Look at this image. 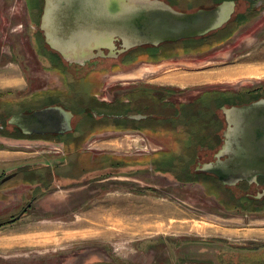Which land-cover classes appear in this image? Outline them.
Wrapping results in <instances>:
<instances>
[{"label": "rangeland", "instance_id": "1", "mask_svg": "<svg viewBox=\"0 0 264 264\" xmlns=\"http://www.w3.org/2000/svg\"><path fill=\"white\" fill-rule=\"evenodd\" d=\"M160 1L176 2L177 8H196L207 7L214 0ZM40 7V0H0V125L5 122L0 134V179L17 170L0 184V264H204L215 259L218 250L225 249L229 255V251L241 249L240 255L251 258L264 254V250H249L264 247V217L219 215L202 189L206 185L216 192L217 185L189 173L193 161H179L211 158L216 152V134L211 130L218 124L214 116L219 117L216 105L220 101L235 97L234 92L264 89V6L250 17L240 16L238 23L232 20L229 25L235 28L230 31L212 32L204 39L183 38L157 48H137L119 54L116 63L104 54L91 64L81 59L84 64L79 70H68L72 68L64 56L58 54V58L47 48L37 25ZM14 78H21V83L10 84ZM74 78H80L81 87L92 82L93 88H101L110 97L125 94L129 85L145 83L187 86L193 90L189 95L204 90L209 93L204 102L208 112L199 118L196 114L201 108L193 105V117L186 127H177L178 133L154 116L146 125L151 133H107L112 120L106 119L93 124L88 133L69 134L66 157H89L90 149L82 147L90 143L96 152L93 157L150 158L157 160L152 162L158 170L157 174L139 171L134 175L140 182L124 178L95 199L82 195L71 200L72 187L80 189L83 181L64 186L57 179L52 184L51 168L42 165L57 154L48 142L20 134L10 119L19 110L29 113L28 109L45 107L47 102L74 109L77 102H87L81 91L73 96L66 92L65 80ZM141 98L135 96V103L142 105ZM148 104L157 105L154 101ZM117 108L124 110L120 102ZM206 138L210 148L198 149ZM70 142L73 146L80 143L84 153L79 156ZM155 145L161 148H150ZM1 161L7 169H1ZM67 170L76 175L75 170ZM62 171L56 168L59 175H69ZM223 194L227 207L235 204L230 195ZM32 197L34 201H30ZM28 202L32 211L9 220Z\"/></svg>", "mask_w": 264, "mask_h": 264}, {"label": "flooded vegetation", "instance_id": "2", "mask_svg": "<svg viewBox=\"0 0 264 264\" xmlns=\"http://www.w3.org/2000/svg\"><path fill=\"white\" fill-rule=\"evenodd\" d=\"M40 1L41 7L39 8V16L37 15L38 29L41 30V34L48 44L47 48L56 56L58 54L64 56V58H62L66 60L67 66L72 68L68 70L81 69L82 64H84L79 61L81 59L86 60V62L91 61V64L93 61L97 60L99 55L104 54L105 58L109 57L111 60L113 59V63H116L119 54L122 56L137 48L151 49L173 42L165 41L156 44V46L151 43L133 44L134 40H132V34L120 28L117 18H122L126 16V14H130L134 11L149 13L157 12L159 9L166 10L169 8L175 12L189 14L200 8L209 9L221 2L233 1L234 10L231 17L219 28L203 35L201 38L204 39L206 35L210 36L212 32L218 33L225 29L232 20L241 21V19H239L240 16L248 15L250 17L252 12L264 6V0H245L246 2L244 3H241L240 0H214L207 7L198 5L196 8L189 6L177 8L175 7L176 2L172 3L170 1L168 3L160 0H84L83 4L87 13H84V18H81L80 21V17L72 16V7L74 5L76 7L78 4L76 0L73 1L74 3L71 2L72 4L68 6V13L63 14H61V12L65 9V0ZM67 3H69V0H67ZM69 12L72 13L69 14ZM233 15L237 20L233 18ZM78 19L79 21L74 24ZM84 19H86L85 22L83 21ZM246 20L247 18L244 19V21ZM118 28L122 29V31H119ZM226 31H230V29H226ZM196 51H202V49H197ZM80 81V78L65 80V90L69 92V94H72V96L80 91L83 92L84 95L88 97L87 102H77V108L74 109L69 106L64 107V105L57 101H52L47 102L49 105L45 107L40 106L34 109L39 110L46 107H56L63 110L64 113L62 115H55L46 120V123L50 125L49 127L53 129L52 132L25 133L23 128L14 124L20 134L27 135L26 138L48 142L53 149L52 152L57 154L50 158H46V161L43 160L45 163L42 165L49 169L51 168L52 184H54V181L57 179H61L64 186L78 182L80 179L83 181L81 182L80 189L72 187V189L77 190V193H73L74 190L72 191V196L69 195L71 198H68L71 200L76 196L81 197L82 195L89 199H95L107 186L122 182L124 178L128 181L140 182L141 180H137L134 175L139 171L149 172V170H151L157 174L158 170L157 164L153 163L157 160L150 158L93 157V155H96V152L91 150L89 146L90 143H88L87 147H82V149H90L88 151L89 157H66L64 156L65 147L68 148L69 146L66 137H68L69 134H78L79 131L88 133L90 128L94 127L93 124L106 119L112 120V123L106 126V132L108 131L109 133H121L123 131L151 133L149 127L146 125L147 121L155 118L154 116L161 119L162 123L166 122L172 125L170 126L171 131L178 133L177 131H179V129H177V127H179V125L186 127V124L188 125V120L193 117L194 114L191 109L193 105L201 108L198 109V113L196 114L197 116L199 114V118L201 116L204 117L205 113L208 112V107L204 102L207 101L206 97H208L209 93L206 94L204 90L197 91L200 95L192 94L194 95L192 96L189 95L190 93L187 94L190 90L193 91L191 88L187 89V86L172 88L170 85L166 84L156 85L145 83L142 86L129 85L126 87L127 89H125V94L121 93L120 95H114L112 93L113 96L110 97L107 93H104L105 91L103 92L101 88L98 90L97 88H93L95 85L92 84V82L81 87ZM119 88L121 87H117V90ZM104 90L108 91L109 89L105 87ZM234 93L235 97L231 96L232 98H229L228 101L223 100L216 105L219 117L217 118L215 115L214 118L217 120L218 124L216 127L213 126L211 130L214 136L216 134V142L214 141L215 144L217 143L216 146H218L216 152L212 154L211 158L202 156L192 158V160H179L193 161L195 164L193 167H190L189 173L198 174L199 177L201 176L204 178L206 183L213 182L217 185L218 188L216 192L209 191V187L204 185V187H202L204 194H202L205 197L208 196L209 200L214 201L216 212H219V215L226 213V209L231 208L244 211V213H251L255 208H260L261 211L264 210V89ZM135 96L142 97V105H140V103H135ZM151 101H154L157 105L150 106L148 102ZM69 102L73 103V100L70 99ZM119 102L123 105L124 110H119V108H117ZM28 110L33 111V109ZM26 111L19 110V112L13 114L28 113ZM64 120L67 121H65V124L63 123ZM117 120H120V122H117ZM4 125L5 122L0 125V134L5 130ZM160 133L163 132L161 131ZM208 133L209 130L207 129L206 134ZM73 137H75V135H73ZM0 138L2 139V136H0ZM199 145L198 149L205 150L210 148L208 146V138H206V141H201ZM70 146L78 149L79 156L84 153L83 150L81 151V149H79L80 143L77 146H73L70 142ZM150 148L157 150V148L161 147L155 145V147ZM224 149L227 150V153L224 152ZM255 151L258 153H255ZM227 161L243 162L245 164L241 165L242 168L250 166L254 168H251L248 172L249 175L246 172L240 174L247 178L238 179L233 182L226 181V178L229 177L230 179L231 175L227 176L225 174L221 179L215 173V170L220 173L218 168L222 167ZM60 167L63 170V174L66 175L69 173L67 177L61 176L56 172V168ZM52 168L54 169L52 170ZM69 168L75 170L76 175H74V172L68 171L67 169ZM20 170L22 169H19V171ZM16 172L17 170L10 173L12 174L11 176H14ZM102 172L111 175L100 177L98 174ZM159 172L162 173V171ZM118 173L126 174L127 177L117 176L116 174ZM128 175H130V178H128ZM231 177L233 179L234 175ZM34 186L37 185L35 184ZM224 192L230 195L235 202L231 207H227L228 204H226L227 202L224 200ZM30 201H34V197H32ZM28 211H32L31 202L23 206L19 214L9 220H18Z\"/></svg>", "mask_w": 264, "mask_h": 264}, {"label": "water", "instance_id": "3", "mask_svg": "<svg viewBox=\"0 0 264 264\" xmlns=\"http://www.w3.org/2000/svg\"><path fill=\"white\" fill-rule=\"evenodd\" d=\"M73 1L75 0H69V3H67V0H65V9L63 8L64 11L61 12V14L68 13V6L74 3ZM83 1L84 0H76V3L78 2L77 6H71L73 13L69 12V14H73L72 16L80 17V21L81 18H84V13H87V11H85L86 8ZM233 7V1H224L212 8H200L189 14L175 12L169 8L166 10L159 9L157 12L149 13L134 11L130 14H126V16L122 18H117V22L120 28H123L132 34V40H134L133 44L151 43L156 45L165 41H176L183 38L203 36L208 32L219 28L224 22H226L233 11ZM78 21L79 19L76 20L74 24ZM83 21L85 22L86 19ZM118 30L122 31V29L119 28ZM63 113L62 109L56 107H46L39 110H33L29 113L13 115L10 119V123L19 125L23 128L25 133L52 132L53 129L49 127L50 125L46 123V120L55 115H62ZM66 120H64V124L67 122ZM224 152L227 153V150L224 149ZM255 153L258 152L255 151ZM243 164L245 163L227 161L222 167L218 168L220 173L217 170H215V173L221 179L225 174L227 176L234 175L233 179L231 176L230 179L229 177L226 178V181L230 182L247 178L241 176L240 174L242 172H246L249 175L248 172L254 167L250 166L242 168L241 165ZM10 176L11 175H6L1 178L0 184L1 182L7 180Z\"/></svg>", "mask_w": 264, "mask_h": 264}, {"label": "crops", "instance_id": "4", "mask_svg": "<svg viewBox=\"0 0 264 264\" xmlns=\"http://www.w3.org/2000/svg\"><path fill=\"white\" fill-rule=\"evenodd\" d=\"M230 17H231V15H230ZM19 83H21V78L20 79L14 78V80L10 82V84H13V85H17ZM3 168L4 169H7L8 168V165L5 164V163H3L1 161V169H3ZM226 210H227L226 213L222 214L221 216H223V217H226L227 216V217H231V218L232 217H248V216H250V217H254L255 216V218H263L264 217V210L261 211L260 208L253 209V211L251 213H244V211L237 210V209H233V208L226 209ZM252 249H249V250H251V252H258L260 250H264V247H261L260 246V248L259 247L258 248L255 247V248H252ZM229 252H230V254L229 255H226L225 249L222 251V253H221L220 250H218L216 252L217 254H215V256H214L215 259H213L212 261H210V260L209 261L210 262H213L214 261L217 264H228V263L238 264L240 258H242L243 256L246 257V255H243V254L240 255L241 254V249L234 250V252H231V251H229ZM236 252H237V254H236ZM257 255L258 254H256V256ZM234 256L237 257V259H234ZM247 257H250V256H247ZM210 262L204 263V264H211Z\"/></svg>", "mask_w": 264, "mask_h": 264}, {"label": "trees", "instance_id": "5", "mask_svg": "<svg viewBox=\"0 0 264 264\" xmlns=\"http://www.w3.org/2000/svg\"><path fill=\"white\" fill-rule=\"evenodd\" d=\"M236 23H237V21H236ZM233 28H235L234 24H233L232 27L229 25L225 29L232 30ZM228 264H233V263H228ZM238 264H264V254L262 253L259 256L252 257V258L251 257H247V256L246 257H242V258L239 259Z\"/></svg>", "mask_w": 264, "mask_h": 264}, {"label": "bare ground", "instance_id": "6", "mask_svg": "<svg viewBox=\"0 0 264 264\" xmlns=\"http://www.w3.org/2000/svg\"><path fill=\"white\" fill-rule=\"evenodd\" d=\"M115 222V221H114ZM105 228V227H104ZM109 228H111V227H109ZM95 230V229H94ZM100 230H102V229H100Z\"/></svg>", "mask_w": 264, "mask_h": 264}]
</instances>
